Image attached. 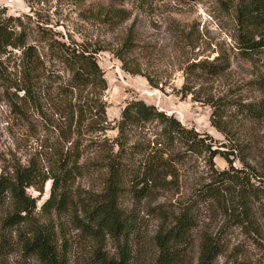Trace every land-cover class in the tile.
I'll use <instances>...</instances> for the list:
<instances>
[{
    "label": "trees",
    "instance_id": "trees-1",
    "mask_svg": "<svg viewBox=\"0 0 264 264\" xmlns=\"http://www.w3.org/2000/svg\"><path fill=\"white\" fill-rule=\"evenodd\" d=\"M73 4L83 21L109 29L130 19L118 0L87 8L79 6L84 0ZM219 5L233 16V42L241 59L264 58V0H219ZM31 18L0 9V55L18 52L13 77H3L5 92L13 90L8 99L12 114L40 117L54 142L45 148L47 166L30 159L0 174V208H5L0 249L17 247V264H264V179L247 157L238 159L239 168L232 165L229 155L238 146L228 152L212 149L215 142L209 136L141 100L125 104L111 128L113 140L101 138L109 127L102 100L107 86L95 57L100 50L60 42L37 21L29 29L35 23ZM134 41L130 27L113 54L124 72L140 75L130 66ZM43 49L56 69L47 65ZM228 65L221 54L213 63L189 69L217 76ZM252 85L256 99L231 102L249 124L264 119V77ZM211 125L226 137L221 124L211 120ZM247 138L250 144L251 133ZM203 153L220 155L227 168L214 171L212 180L183 201L142 209L145 202L177 191L182 166ZM82 180L93 185L82 187ZM202 210L220 215L223 223L202 228ZM142 211L159 222L146 248L134 238ZM234 233L240 236L235 244Z\"/></svg>",
    "mask_w": 264,
    "mask_h": 264
},
{
    "label": "rangeland",
    "instance_id": "rangeland-1",
    "mask_svg": "<svg viewBox=\"0 0 264 264\" xmlns=\"http://www.w3.org/2000/svg\"><path fill=\"white\" fill-rule=\"evenodd\" d=\"M101 2L105 0H84L83 5H78L98 7ZM118 2L130 13V19L114 29L95 21H83L73 0H11L8 5L5 0H0V9L13 17L32 16L35 23L29 29L38 23L37 26L56 33L54 37L60 42L74 41L100 50L95 57L106 81L102 100L109 127L101 138L113 140L116 131L111 128L119 120L125 104L141 100L173 116L185 127L209 136L215 142L212 149L228 152L230 146H238L233 156L229 155L232 165L239 168L238 159L247 157L258 177L264 179V119L249 124L231 107V102L246 103L258 97L252 83L264 77V58L254 55L249 60L241 59L233 42L235 23L232 14L221 9L219 0ZM23 23L28 24L25 18ZM130 27L135 35L130 66L138 68L140 75L124 72L122 63L113 54ZM41 54L49 53L43 49ZM221 54L229 65L220 75L211 76L189 69L200 62L213 63ZM14 56H18V52L0 55V174L25 166L30 159L41 160L40 164L47 166L48 151L45 148L54 142L52 130L40 117L28 114L25 118H17L11 112L8 99L13 90L5 92L3 77H13ZM47 56V65L56 69L57 65L50 61L51 55ZM211 120L223 126L226 137L211 125ZM249 133L252 140L247 144ZM223 145L226 147L222 148ZM226 168L227 163L220 155L210 158L209 154L203 153L192 157L179 171V189L145 202L142 209L183 201L196 187L212 180L214 171ZM81 185L90 188L93 182L82 180ZM28 193L38 196L33 190ZM47 195L48 183L42 198ZM4 213L5 208H0V224ZM199 214L202 228L215 229L223 223L220 215L211 210H202ZM140 217L134 238L138 239V246L146 248L159 222L145 211ZM1 234L0 230V240ZM69 237L75 238V232H69ZM238 239L240 236L234 233L231 243L235 244ZM19 260L17 247L0 249V264H17Z\"/></svg>",
    "mask_w": 264,
    "mask_h": 264
},
{
    "label": "built area",
    "instance_id": "built-area-1",
    "mask_svg": "<svg viewBox=\"0 0 264 264\" xmlns=\"http://www.w3.org/2000/svg\"><path fill=\"white\" fill-rule=\"evenodd\" d=\"M7 3H5V5H8L10 2H11V0H5Z\"/></svg>",
    "mask_w": 264,
    "mask_h": 264
}]
</instances>
